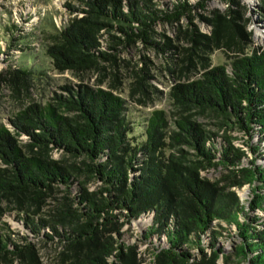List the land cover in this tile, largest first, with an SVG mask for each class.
<instances>
[{
  "label": "trees",
  "instance_id": "trees-1",
  "mask_svg": "<svg viewBox=\"0 0 264 264\" xmlns=\"http://www.w3.org/2000/svg\"><path fill=\"white\" fill-rule=\"evenodd\" d=\"M223 1L229 5L225 14L201 16L213 27L211 36L193 24L210 0H75L79 7L67 5L75 17L53 24L55 33L46 35L52 44L44 45L55 69L97 72L101 86L110 75V88L119 92L121 63L131 67L121 55L137 45L153 49L175 82L169 95L177 114L171 125L163 111H133L112 91L81 84L61 87L45 104L25 106L9 120L10 127L0 124V219L8 210L19 212L17 219L30 235L61 246L56 258L44 263L29 236L13 239L0 231V264L228 262L217 244L204 252L213 221L236 228L238 264H264V215H256L264 214V50L252 44L239 3ZM257 10L264 18V0ZM182 21H187L183 34L189 48L165 36L156 40L159 27L180 30ZM222 49L233 53L229 64L209 69L207 55ZM142 61L144 67L130 77L131 99L137 93L149 99L148 60L143 56ZM198 68L204 71L199 77L193 74ZM41 73L40 66L20 63L9 73L15 94L19 84ZM199 114L219 120L220 130L240 133L243 146L225 135L220 147L218 135L196 122ZM210 167L230 174L212 183L200 176ZM222 182L249 186L248 206L226 193ZM91 183L98 184L96 189L90 190ZM145 218L150 224L143 240L157 238L148 258L121 233L125 224ZM194 248L200 256L190 253Z\"/></svg>",
  "mask_w": 264,
  "mask_h": 264
},
{
  "label": "rangeland",
  "instance_id": "rangeland-1",
  "mask_svg": "<svg viewBox=\"0 0 264 264\" xmlns=\"http://www.w3.org/2000/svg\"><path fill=\"white\" fill-rule=\"evenodd\" d=\"M236 2L239 3L237 10L248 21L246 29L252 35L250 38L252 44L264 50V18L257 10L258 7L262 6V0H236ZM67 5L79 7L75 0H0V124L10 127L9 120L13 115H16L27 105L49 102L54 93L59 94L62 92L60 88L63 86L71 85L77 87L78 85L85 84L92 88L112 91L115 96L127 100L130 109L133 111L138 110L146 115L151 114L155 110L163 111L168 115L169 122L172 125V120L175 119L177 111L169 92L171 91V87L175 85V82L172 80V76L165 70L166 62L164 58L153 49H145L142 45H137L125 50L121 55V60L130 61L131 67L127 69L125 63H121L122 67L118 72L123 75L124 83L122 90L119 92H115L110 88L109 85L112 78L110 75L107 76L105 84L101 86L98 83L99 74L97 72H92L89 75L70 71L59 72V70L53 67L50 58L46 56L44 50V45L52 44L46 35L55 33L53 24L58 27L75 17ZM228 8L229 5L223 0H210L206 12L200 11L199 15L195 14L193 24L203 35L211 36L213 27L203 21L201 16L206 19H213L212 13L214 11L225 14ZM186 23L187 21L181 22L182 28L180 30V27L177 25L159 27L157 30L160 34L156 36V40L162 42L165 40V36L173 40L175 45L188 47L184 40L185 34H183L187 30L188 25ZM180 31L182 32L180 33ZM143 56L148 60L146 65L150 74L147 80L151 88L149 99L140 93L135 94V99H131L130 83L132 80H130V77L133 75L132 72L134 70L144 67ZM229 56H233V53H230L228 49L214 50L209 53L207 55L210 63L209 69L214 66L228 65ZM29 58L35 59L34 62L32 60L29 61ZM20 63L31 64L34 67L40 66L43 73L29 77L25 81L26 84H19L17 87L18 91L15 94L13 91L14 85L10 81L9 73L17 70L20 67ZM182 66L186 67L187 64L185 63ZM198 70L199 72H193L197 77L200 76V72H204L200 68ZM184 74L188 75L187 71L184 70ZM139 99L147 103L146 107L137 102ZM173 113H175V116ZM195 118L196 122L203 126L204 129L218 135L216 138L220 147L222 137L225 135L235 138L234 142L236 146H243L242 135L237 131L228 132V130H220L217 124L219 120L214 119V117L200 116L199 114ZM245 150L251 159V153L247 148ZM55 157L58 159L60 156L55 153ZM226 174L229 175L230 171H224L221 167H210L200 171V176L212 183L220 181ZM97 185L91 183L90 190L96 189ZM221 186L225 187L226 193H234L242 204L248 206L247 201L249 200V194H251L249 186L241 189L231 188L228 182H222ZM73 193L74 195L77 193L76 189ZM17 215H19V212L6 211L0 219V231L4 232L7 236H11L13 239L21 240L19 236H29L31 242L39 249L44 263L55 259L57 253L61 250V246L59 244L45 245L39 238L30 235L26 227L17 219ZM256 215L263 217L264 214L257 211ZM123 220L124 218L120 222L122 223ZM149 222L148 218L133 220L131 223L125 224L121 231L123 237H125V241L129 245L137 246L139 253L147 258L150 252L155 251L157 244L156 236H152L149 241L143 240V235L147 231ZM211 231L203 239L205 244L204 252L211 253L210 247L213 244H217L219 248L224 249V257L229 258L228 262L221 259L218 264H238L235 251L240 242L237 237L236 228L234 226L228 227L223 222L213 221ZM215 233L218 234L215 235ZM190 253L200 256L196 248L191 249Z\"/></svg>",
  "mask_w": 264,
  "mask_h": 264
}]
</instances>
